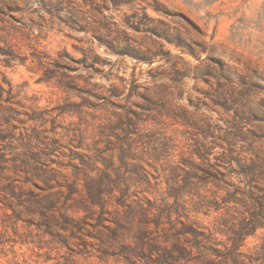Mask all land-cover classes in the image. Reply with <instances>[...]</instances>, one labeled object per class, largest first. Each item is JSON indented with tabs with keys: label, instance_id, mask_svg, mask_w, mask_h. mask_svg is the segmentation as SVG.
Returning <instances> with one entry per match:
<instances>
[{
	"label": "clouds",
	"instance_id": "9594fccd",
	"mask_svg": "<svg viewBox=\"0 0 264 264\" xmlns=\"http://www.w3.org/2000/svg\"><path fill=\"white\" fill-rule=\"evenodd\" d=\"M0 264H264V0H0Z\"/></svg>",
	"mask_w": 264,
	"mask_h": 264
}]
</instances>
